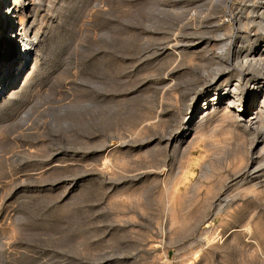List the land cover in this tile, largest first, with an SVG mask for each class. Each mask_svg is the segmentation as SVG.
I'll list each match as a JSON object with an SVG mask.
<instances>
[{"label":"rangeland","instance_id":"rangeland-1","mask_svg":"<svg viewBox=\"0 0 264 264\" xmlns=\"http://www.w3.org/2000/svg\"><path fill=\"white\" fill-rule=\"evenodd\" d=\"M31 2L35 59L0 92V264H264V114L221 100L182 130L264 1Z\"/></svg>","mask_w":264,"mask_h":264},{"label":"bare ground","instance_id":"bare-ground-1","mask_svg":"<svg viewBox=\"0 0 264 264\" xmlns=\"http://www.w3.org/2000/svg\"><path fill=\"white\" fill-rule=\"evenodd\" d=\"M31 3V0H0V8L3 4L7 5L4 10H0V38H2L0 40V92L7 86H11L18 78L20 79L35 59L36 43L39 36H37L36 30L28 33L29 27H24V22L27 18L24 13H26V9ZM259 6L263 8L259 20H253V18L246 22L247 25L250 22L253 23L258 29L264 27V4L262 3ZM15 18L18 19V22ZM259 36L258 31L254 33L250 32L248 36H239V40L243 44H236L234 50L244 51L243 53L237 52L238 55L242 54V56H238L236 59L234 57V66L226 62L225 65H223L224 63L222 65L219 64L211 69L209 76H212V80H209L210 82L207 84V87L205 86L206 88H203L202 91L198 90L194 93L196 95L193 98L197 99L202 97V101L199 100L189 111L182 126L183 131H187L190 128L198 114H201V112H204L210 106L213 107L221 100L226 101V107L223 113H229L231 108L236 112L241 111V115L248 116L246 120L249 126L252 123H256L264 114V38ZM15 42L20 51L16 47H13ZM176 47L178 46L176 45ZM233 69L239 71L234 82L230 80L232 77L230 70ZM257 70L260 73L255 75L254 72ZM223 73L225 74L223 77L221 76L223 79L218 78L216 81L217 77ZM200 75L202 76L203 74ZM261 87H263L262 90H259ZM227 94H230L231 97L224 98ZM201 117L202 115L199 119Z\"/></svg>","mask_w":264,"mask_h":264},{"label":"built area","instance_id":"built-area-1","mask_svg":"<svg viewBox=\"0 0 264 264\" xmlns=\"http://www.w3.org/2000/svg\"><path fill=\"white\" fill-rule=\"evenodd\" d=\"M231 2H233V0H226V5H230L231 6ZM226 11H228V16L230 17L231 16V12H230V8L229 7H226ZM227 18H225V20H226Z\"/></svg>","mask_w":264,"mask_h":264}]
</instances>
